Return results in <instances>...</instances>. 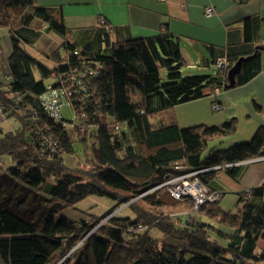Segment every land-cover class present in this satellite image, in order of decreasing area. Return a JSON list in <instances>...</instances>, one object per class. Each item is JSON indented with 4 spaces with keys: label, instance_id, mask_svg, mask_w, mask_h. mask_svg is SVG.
<instances>
[{
    "label": "trees",
    "instance_id": "1",
    "mask_svg": "<svg viewBox=\"0 0 264 264\" xmlns=\"http://www.w3.org/2000/svg\"><path fill=\"white\" fill-rule=\"evenodd\" d=\"M3 10L20 19L22 36L11 35L6 81H0V113L20 121L22 130L0 138V154L15 162L0 171V264H264V249L258 245L264 242V185L238 193L232 213L219 206L225 192L215 182L220 172L237 180L247 161L264 157V128L249 141L213 147L202 157L210 141L236 132V120L180 128L175 119L162 116L202 98L206 89L224 90L226 72L215 68L214 59L225 58L231 68L242 57H214L209 63L212 76H183L179 44L165 30L110 43L111 29L101 36L102 47L93 48L70 40L59 9L40 7L36 0H0ZM36 19L39 31L31 28ZM249 25L246 19L250 41ZM42 27L61 40L56 50L42 55L60 62L59 51L64 53L65 60L53 69L20 48L21 42L34 46ZM260 49L245 56L253 57L243 63L235 86L260 73ZM86 65H101L102 70L81 79ZM69 75L81 79L84 90L78 89L66 107L71 119L62 111L63 124L55 123L41 98ZM50 77L54 81L46 85ZM43 138L56 142L54 151L46 145L41 151ZM76 141L83 144L87 169L80 162L72 170L65 165ZM217 166L196 176L209 194H219L215 203L196 209L189 197L175 199L166 188L150 191L169 178ZM145 192L143 199L134 200ZM92 195L119 200L117 208L129 207L133 218L112 216L114 210L81 222L57 217L60 210ZM145 216L149 218L142 221ZM151 227L164 234L161 245L145 234ZM134 245L138 248L131 250Z\"/></svg>",
    "mask_w": 264,
    "mask_h": 264
},
{
    "label": "crops",
    "instance_id": "2",
    "mask_svg": "<svg viewBox=\"0 0 264 264\" xmlns=\"http://www.w3.org/2000/svg\"><path fill=\"white\" fill-rule=\"evenodd\" d=\"M241 1L36 0V4L40 7L59 9L63 23L69 29L70 40L77 45L90 43L93 48L102 47L101 36L108 29L106 26L97 25L100 17L112 29L108 38L110 43L147 38L165 30L172 34L179 44L183 67L191 70H198V65L208 70L214 57L229 56L231 60H236L253 54L255 49L260 47V73L247 84L224 90L206 89L204 96L193 102H205V107L183 108L181 104L171 110L176 114V111L190 109L191 115L187 122L194 124L203 120L206 111L217 112L212 110V104L220 105L221 116L216 123L212 120V124L219 125L220 122L235 119L237 129L233 135L237 138L232 142L237 144L249 141L257 129L264 128V0ZM207 7L213 8L211 16L205 15ZM246 19H250V41L246 40L244 32ZM44 30L45 27H42V34L35 45L41 41L42 45L37 50L40 54L47 55L60 46L61 40ZM202 112L204 114L199 118H192ZM3 120L4 117L0 113V124ZM202 122H205V125L211 121ZM177 124H180L178 118ZM215 182L216 188L225 192L218 203L219 206L226 195L236 197L242 191L264 185V157L248 163L237 180L220 172ZM258 244L264 249V242Z\"/></svg>",
    "mask_w": 264,
    "mask_h": 264
},
{
    "label": "rangeland",
    "instance_id": "3",
    "mask_svg": "<svg viewBox=\"0 0 264 264\" xmlns=\"http://www.w3.org/2000/svg\"><path fill=\"white\" fill-rule=\"evenodd\" d=\"M7 16L9 17V19L7 18ZM3 19L5 20V23L2 21ZM19 21L20 19L17 18L15 14L11 11L8 13L5 10L0 12V81L1 82L6 81V74L8 72L7 60L12 50L11 35L13 34V32H18V34L22 36L21 32L18 30V28L20 27ZM31 28L34 29L35 31L36 30L39 31V29L41 28V23L36 19L32 22ZM38 43L39 44L35 46H31L30 44H25L24 42H21L20 48L26 54H28L31 58L37 60L40 63V65H42L43 67L47 69H53L54 67L58 66L59 63H62L65 60L64 53L61 50L59 51V55L61 59L60 62L53 60V59H47L43 57L42 54H40L37 50V48L38 49L40 48L42 43L41 41H39ZM52 46L53 48L55 47V45H52ZM197 68L199 69L191 70V69H188L187 67H183L181 69V73L183 76H197V75L212 76L215 74V71L211 68L208 70H204V67L200 65H198ZM35 77L37 79L39 78V74L37 70L35 72ZM53 81H54L53 78L50 77V78L45 79L44 83L47 85V84L53 83ZM191 102L182 104L181 106H184L183 108H188L189 106H196L198 108L205 107V102H202V103H193L195 101H191ZM182 110H183L182 112L176 111V114L170 111L169 113L167 112L165 113V115H162V116L165 120L167 119L168 121H170L171 119H175V121H177V118H178L180 122L179 124L180 128H189V127H194L197 125H202L203 123H205V122H202L203 120L211 121L209 122V124H205V125L216 126L217 124H212V120L215 121L216 123L217 119L221 116V111L213 112L210 110V111L205 112V116L203 115L204 112H202V114L201 113L197 114L195 117L192 116V118L196 119V118H199L201 115H203V118H202L203 120H200L197 123L195 122L194 124H189L190 121L187 122V120H188V117L191 115V110L190 109L189 110L182 109ZM63 114L67 120H70L72 117L71 112L69 111V109H66V108L63 110ZM222 123L223 122H220L218 124L220 125ZM152 124L156 125L157 121L153 120ZM0 127H1L0 128L1 129L0 138L9 132H16V131L20 132L22 130V125L20 121L12 117L4 118V120L0 124ZM236 138H237L236 135H233L232 137L210 141L208 145L206 146V148L202 151V157H204L210 151V149H213V147L225 149V148L232 147L233 145H236V143L232 142ZM87 142H88V147H90L91 140L87 139ZM239 143H243V142H239ZM73 146H74L73 156L64 157L65 165L67 166L69 170H72L75 164L77 162H80V167L82 169H87L88 167L86 166V164H84L85 153H84L83 144L79 141H76ZM91 159L92 157L89 158V160ZM13 166H15V162L8 155L0 154V171H5L6 169L11 168ZM53 180H54L53 177H50L48 179L49 182H52ZM146 193L147 192H145L144 194H141L140 196H137L134 200L143 199L141 197H145ZM236 200H237L236 197H233L231 195H226V198L223 200L220 207L223 210L234 213L236 211V206H235ZM118 206H119V200H114L108 197H99V196L92 195V196H88L82 199L81 201L75 203L72 206H69V207H66L60 210L57 217L59 218L64 217L74 222H81L83 220L90 219V218L100 219L108 215L114 210L111 214L112 216H115L117 218H124V217L133 218L132 211L129 207H126L124 205V206L117 208ZM139 206L144 208L145 210L149 209V207L146 206L144 202H140ZM148 218H149L148 216H145L143 217L142 221ZM175 222L173 221L172 223L175 224ZM145 234H148L150 238L157 240L159 245H161V243L163 242V239H165L164 234L157 227H151L150 229H147ZM136 248L138 247L134 245V247H132L131 250H135ZM68 255H70V253H68L66 257ZM66 257L64 256L61 257V259L58 260V263L60 262L62 263V261L65 260ZM74 263H75V260H73L70 264H74Z\"/></svg>",
    "mask_w": 264,
    "mask_h": 264
},
{
    "label": "built area",
    "instance_id": "4",
    "mask_svg": "<svg viewBox=\"0 0 264 264\" xmlns=\"http://www.w3.org/2000/svg\"><path fill=\"white\" fill-rule=\"evenodd\" d=\"M164 2L166 0H159ZM245 1V0H242ZM241 1V2H242ZM205 15L211 16L213 14V8L207 7L205 9ZM98 26H106L108 31L111 30V27L106 23L103 18H98L97 20ZM214 66L218 70H222L227 72L230 69V65L225 58H216L214 59ZM102 70V66L97 65H86L81 68L80 75L78 77L86 78L90 76H97ZM77 76L69 75V77H60L58 79V84L55 88L48 87L47 92L42 96V102L44 104L45 110L48 112L49 116L55 123L63 124L62 111L64 108L70 105V100L73 96H77L79 93L78 89L84 90V84L82 80ZM77 100V99H75ZM79 101V100H78ZM212 110L219 111L221 110V106L214 103L212 104ZM44 139V138H43ZM43 145H46L50 151H54L56 146V142L51 140L50 138L44 139L41 146V151L43 152ZM263 158L255 159L247 161L246 164L250 162H254L257 160H261ZM220 169L219 166L208 168L205 170H199L194 172H188L181 174L179 176H175L169 178L164 183L159 186L154 187L150 191L157 190L160 188H166L167 192L175 199H181L182 197H189L192 199L195 208H199L200 206L206 203H215L219 194H209L208 190L196 179V176L200 173L213 171ZM142 228H138L136 230L137 233H140Z\"/></svg>",
    "mask_w": 264,
    "mask_h": 264
},
{
    "label": "water",
    "instance_id": "5",
    "mask_svg": "<svg viewBox=\"0 0 264 264\" xmlns=\"http://www.w3.org/2000/svg\"><path fill=\"white\" fill-rule=\"evenodd\" d=\"M251 57L253 56L239 58L236 63L226 72V84L224 85V89H231L235 86V78L240 74L243 63L248 61Z\"/></svg>",
    "mask_w": 264,
    "mask_h": 264
}]
</instances>
